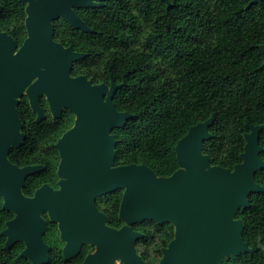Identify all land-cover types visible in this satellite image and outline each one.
<instances>
[{"label":"water","instance_id":"obj_1","mask_svg":"<svg viewBox=\"0 0 264 264\" xmlns=\"http://www.w3.org/2000/svg\"><path fill=\"white\" fill-rule=\"evenodd\" d=\"M18 1L25 4L26 37L17 46L9 33L0 31V195L3 207L16 213L1 231L6 238L4 247L23 241L20 255L31 264L45 263L48 246L42 239L45 220L40 215L45 210L58 222L67 258L78 242L73 236L77 221L89 222L97 214L95 195L123 189L118 218L124 225L119 229L107 226V264L117 257L124 264H145L135 252V240L143 233L128 225L144 220L174 227L172 239L161 248L158 264H222L228 256L254 251L256 244L249 246L243 240L244 222L237 213L250 206L252 192H264V185L256 180V172L264 168L259 144L264 122L245 121L249 130L244 133L241 160L232 168L211 164L203 152L204 141L212 137L209 127L214 112L189 126L177 140L178 168L170 175L158 176L144 163L117 165L113 130L133 116L118 110L113 102L124 82L111 78L109 84H93L85 75L72 76L73 63L85 53L53 37V21L59 18L75 29L92 31L76 9L97 7L106 0ZM261 1L250 0L247 6ZM2 11L0 4V14ZM259 48L264 54V43ZM24 90L39 115L37 100L42 94L55 117L62 106L75 114L73 126L56 143L59 188L43 184L29 197L21 191L24 179L41 167H18L8 159L10 147L20 146L25 138L16 106Z\"/></svg>","mask_w":264,"mask_h":264},{"label":"trees","instance_id":"obj_2","mask_svg":"<svg viewBox=\"0 0 264 264\" xmlns=\"http://www.w3.org/2000/svg\"><path fill=\"white\" fill-rule=\"evenodd\" d=\"M167 1L168 7L163 0H106L76 9L92 33L59 18L55 38L87 53L73 73L84 72L93 82H124L113 102L133 116L113 130L115 164L144 163L158 176L170 175L178 168L177 140L214 112L212 137L204 141L203 152L211 164L232 168L241 160L249 130L245 121L264 122V54L259 48L264 43V0L250 6V0ZM24 18V4L18 0L0 14V29L14 27L18 44L26 35ZM259 144L264 160V130ZM24 150H12L16 160ZM34 178L26 180V189ZM256 180L264 185V168L256 172ZM121 196L122 189L107 194L110 224L120 223ZM248 197L250 206L240 208L237 217L244 222L243 240L256 249L228 256L222 264H264V192ZM8 217L0 205V264H30L19 255L22 244L4 247L1 231ZM143 224L146 247L153 240V226L158 228L159 247L173 237L169 223Z\"/></svg>","mask_w":264,"mask_h":264},{"label":"flooded vegetation","instance_id":"obj_3","mask_svg":"<svg viewBox=\"0 0 264 264\" xmlns=\"http://www.w3.org/2000/svg\"><path fill=\"white\" fill-rule=\"evenodd\" d=\"M11 2L13 3L14 0H0V4L3 7V10ZM24 10H25V4H24ZM81 19L84 21L82 17ZM54 22L55 20L53 21V24ZM0 31H6L13 38H14L13 34L16 33L14 27L9 28V31L8 29H0ZM88 33H92V31ZM25 34H26V29H25ZM53 37L56 41L62 43L61 41L55 38V32ZM19 45L20 44L17 43V46ZM67 46L71 47V45H67ZM75 51L83 52L80 50H75ZM86 55L87 53H85L84 57ZM81 59L73 63L71 69L72 76L85 75L87 79H89L93 84L94 83L107 84V82L104 81L93 82L92 79L89 78L87 74L84 72L76 71L75 73H73L76 64ZM16 106L19 112V119L21 122L20 132H23L25 134V138L23 139V142L20 146L10 147L8 151V159L12 164L17 165L18 167L28 166V165H32V166L37 165L41 167L37 169V171H35L34 173H30L25 177L24 184L21 188L23 195L28 197L33 196L35 190L43 184H47L53 189H58L59 188L58 182L61 179V176L58 174V164L60 161V155L56 143L58 142L59 138L63 135V133L73 126L75 120V114L69 108L62 106L60 113L58 114V116L55 117L50 109V105L45 94H42L38 97L37 100V107L41 111L39 115L37 111H34L32 109L29 98L25 90L19 97ZM21 147L25 148L23 153L24 159L22 155V157L19 158L20 160H16L14 155L15 150L13 152L12 150ZM10 152L13 153L11 157L9 155ZM31 176H35V178L32 181H30V184L26 189L25 187L26 180ZM3 201H4L3 197L0 195L1 207L9 212V217L4 222L6 224L7 221L12 220L15 217L16 213L12 210L4 208ZM94 204L97 214L92 215L89 222L77 221V223L75 224L73 228V234H74L73 236L74 238H76L74 240L78 242L73 254L71 256H68L67 258H65L63 255V247L66 241L61 238V231L58 222L51 220L49 218L47 211L44 210L41 212L40 215L45 220V228L42 232V239L43 242L48 246V251H47L48 260L42 264H107V226L115 229H119L122 225H124V222L119 219L120 223H117L115 225L109 223V215L107 214V192L105 194L95 195ZM144 221L135 224H128L129 227L134 231L143 233L142 237L135 240V252L136 255L142 258L145 264H154L153 260L155 259V252H156L158 260L155 264H158L161 258V248L164 246L159 247V239H158L159 232L157 231L158 228L154 226L150 234L151 236H153V240L151 241V244H149L147 247L143 244L142 238H144L145 236L144 224H143ZM173 232H174V227H173ZM14 244L23 245V247L19 251V255H20V252L25 247L24 242L18 240ZM145 252H146V257L144 256ZM28 261L31 264L29 259ZM113 264H124V263L120 258L117 257L114 259Z\"/></svg>","mask_w":264,"mask_h":264},{"label":"rangeland","instance_id":"obj_4","mask_svg":"<svg viewBox=\"0 0 264 264\" xmlns=\"http://www.w3.org/2000/svg\"><path fill=\"white\" fill-rule=\"evenodd\" d=\"M155 252V251H154ZM158 257H157V253L155 252V259L153 260L154 261V264L157 262V259Z\"/></svg>","mask_w":264,"mask_h":264}]
</instances>
